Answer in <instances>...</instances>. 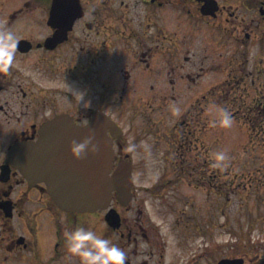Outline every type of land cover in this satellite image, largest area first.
Wrapping results in <instances>:
<instances>
[{"label":"flooded vegetation","instance_id":"obj_1","mask_svg":"<svg viewBox=\"0 0 264 264\" xmlns=\"http://www.w3.org/2000/svg\"><path fill=\"white\" fill-rule=\"evenodd\" d=\"M22 18L27 22L16 23ZM3 22L0 28L14 31L20 40L16 62L7 71L0 69V264H82L61 230L63 216L74 229L83 216L96 212L62 210L50 193L49 173L63 154L76 160L70 141L82 139L80 129L96 113L122 130L120 137L106 130L113 146L112 172L120 161H132L133 143L127 144L123 127L108 113L114 105L134 116L180 93L200 94V104L179 114L173 126L179 133L178 159L196 148L203 130L196 128L204 121L201 103L214 88L218 106L228 108L235 122L264 127V83L257 82L264 80V0H24ZM229 43L241 61H225ZM35 69L41 75L37 80ZM212 71L223 81L209 88ZM65 83L85 91L84 100L67 92ZM240 87L243 94L234 99ZM219 120L220 114L215 124ZM17 144L27 149L26 176L10 156ZM3 170L7 178L1 179ZM193 170L198 169L181 166L173 172L191 176ZM134 199L133 189L132 201L122 206L120 228L111 229L127 253L126 264H197L200 258L190 249L168 253L159 234L129 214ZM31 204L37 208L29 214L40 212V224L37 214L27 213ZM114 204L119 205L115 195ZM105 236L110 238L108 232ZM144 240L148 246L141 248ZM253 262L264 264V259L247 263Z\"/></svg>","mask_w":264,"mask_h":264},{"label":"rangeland","instance_id":"obj_2","mask_svg":"<svg viewBox=\"0 0 264 264\" xmlns=\"http://www.w3.org/2000/svg\"><path fill=\"white\" fill-rule=\"evenodd\" d=\"M23 1L0 0V23H6L3 22L5 15L21 7ZM26 22L25 18L16 21ZM233 51V43L225 45V61H241ZM211 73L217 76H209L208 87H217L223 79L213 71ZM32 76L36 80L41 76L38 69ZM257 82L264 83V80ZM213 90L201 103L204 121L196 125L198 130L203 129L201 133L199 130L200 140L196 141L193 151L184 153L183 159H178L180 151L176 141L179 133H175L173 126L179 114L200 104V94L180 93L174 100H163L161 104L167 102L162 107L157 109L155 106L153 110L134 116L119 105L111 107L108 113L123 127L127 144L133 141L129 151L134 166L135 199L130 204L129 214L140 216L145 227L153 228L168 253L176 248H187L201 259L197 264H215L220 259L235 257H244L247 264L249 260L264 259V127L250 129L235 121L230 127L215 124L220 113L217 92L215 88ZM241 90L242 87L233 91L234 99L240 98ZM251 99H244L246 106ZM235 103L233 108H239L242 100ZM176 108L180 110L177 112ZM219 151L227 153L225 161L218 160ZM181 166L198 170H193L191 176L187 172L175 175L173 169ZM197 181L200 189L194 187L198 185ZM113 206L122 216L125 214L121 206ZM36 208L35 204L29 205L27 213ZM35 214V221L40 224V212L29 216ZM104 215L103 211L85 215L79 225L104 236L108 232L112 242L117 243ZM66 219L64 215L62 232L70 229ZM147 246L145 240L140 243L141 248Z\"/></svg>","mask_w":264,"mask_h":264},{"label":"water","instance_id":"obj_3","mask_svg":"<svg viewBox=\"0 0 264 264\" xmlns=\"http://www.w3.org/2000/svg\"><path fill=\"white\" fill-rule=\"evenodd\" d=\"M107 129L113 137H120L121 131L114 121L102 113H96L92 122L80 129V135L83 138L89 132L94 134L99 150L75 161L67 154L61 156L59 151L61 157H58L57 165L50 166V193L62 210L83 213L108 209L114 192L117 194L116 199L124 206L132 199L131 164L120 161L111 175L113 148L111 138L106 135ZM26 154L24 144L14 145L10 152V156H14L21 164L20 169L25 176L29 168ZM6 176L7 170H3L1 179ZM105 220L113 228L120 226V216L113 208L109 209ZM220 264H242V259H225Z\"/></svg>","mask_w":264,"mask_h":264},{"label":"clouds","instance_id":"obj_4","mask_svg":"<svg viewBox=\"0 0 264 264\" xmlns=\"http://www.w3.org/2000/svg\"><path fill=\"white\" fill-rule=\"evenodd\" d=\"M19 40L20 38L14 31L0 28V69L7 71L16 62ZM65 85L67 92H72L79 101L84 100L85 91L75 89L67 83ZM66 99H68L67 96ZM179 110L176 108L177 112ZM218 111L220 113L219 123L230 127L234 121L232 112L220 106H218ZM69 150L74 158L82 159L88 154L97 152L99 145L95 142L94 134L90 133L82 139L70 141ZM217 158L221 162L225 161L228 158L227 153L219 151ZM65 238L70 250L81 257L82 264H126V251L92 228L79 225L74 229L66 230Z\"/></svg>","mask_w":264,"mask_h":264}]
</instances>
